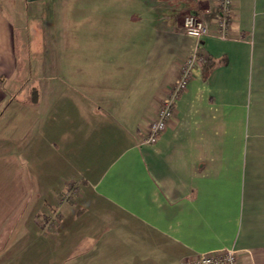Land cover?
Masks as SVG:
<instances>
[{
  "label": "crops",
  "instance_id": "1",
  "mask_svg": "<svg viewBox=\"0 0 264 264\" xmlns=\"http://www.w3.org/2000/svg\"><path fill=\"white\" fill-rule=\"evenodd\" d=\"M218 1L0 0V264H264V0L233 1L228 39L188 36ZM198 50L214 68L141 146Z\"/></svg>",
  "mask_w": 264,
  "mask_h": 264
},
{
  "label": "built area",
  "instance_id": "2",
  "mask_svg": "<svg viewBox=\"0 0 264 264\" xmlns=\"http://www.w3.org/2000/svg\"><path fill=\"white\" fill-rule=\"evenodd\" d=\"M207 1V0H199ZM234 0H219L217 13L213 19L214 30L210 28L203 19L197 15H187L184 19V30L188 36L197 40L214 33L220 39H228L231 33V24L234 17ZM207 57L198 50L179 63L178 76L176 81L170 86L166 99L159 105L155 118L144 130H140L139 139L141 146H150L158 142L161 135L171 126L176 111V102L181 98L188 88L193 77L195 68H203ZM81 193L76 184H71L69 189L57 197L58 205L61 206L70 199ZM58 215L55 213L46 222V227L53 230L56 226ZM44 223V222H43ZM181 264H240L236 251L225 250L221 252L204 254L183 261Z\"/></svg>",
  "mask_w": 264,
  "mask_h": 264
},
{
  "label": "rangeland",
  "instance_id": "3",
  "mask_svg": "<svg viewBox=\"0 0 264 264\" xmlns=\"http://www.w3.org/2000/svg\"><path fill=\"white\" fill-rule=\"evenodd\" d=\"M46 12V11H45ZM65 27H67V26H65ZM66 29V28H65ZM63 36V35H62ZM36 59V58H35ZM19 88V87H18ZM4 119V117L1 119V120H3ZM17 120V118H15L14 119V121H16ZM3 123H4V121H2L1 123H0V127L2 128V127H4L5 126V124L3 125ZM11 124H12V122H11ZM14 125V124H13ZM18 125V124H17ZM19 127H18V129H17V132L19 131V130H21L22 129V127L20 126V125H18ZM32 175V174H31ZM33 182V181H32ZM31 182V183H32ZM66 185L67 184H63L62 185V188H59L60 189V193H62V191H64V189H65V187H66ZM32 187V186H31ZM69 189V187L65 190V191H67ZM81 194L82 193H79V194H77L75 197H74V199L72 198V199H70V200H68V202H66L65 204H68V203H77L78 205H79V203H80V200L82 199V197H81Z\"/></svg>",
  "mask_w": 264,
  "mask_h": 264
},
{
  "label": "trees",
  "instance_id": "4",
  "mask_svg": "<svg viewBox=\"0 0 264 264\" xmlns=\"http://www.w3.org/2000/svg\"><path fill=\"white\" fill-rule=\"evenodd\" d=\"M215 64L213 62H211L210 59H208L205 63V65L203 66L204 72L205 74H209L212 69L214 68Z\"/></svg>",
  "mask_w": 264,
  "mask_h": 264
}]
</instances>
